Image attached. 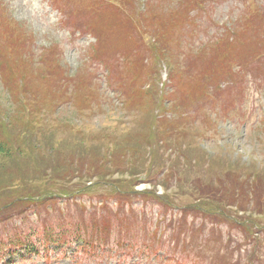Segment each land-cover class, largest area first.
Wrapping results in <instances>:
<instances>
[{"label":"rangeland","instance_id":"1","mask_svg":"<svg viewBox=\"0 0 264 264\" xmlns=\"http://www.w3.org/2000/svg\"><path fill=\"white\" fill-rule=\"evenodd\" d=\"M197 1L199 0H152L155 7L158 5V9H155L158 15L159 12L168 15L174 11H178L179 14L188 13L190 20L187 19L188 23L184 24L182 32L188 31L195 21L198 25L190 27L192 29L190 35L184 38L177 49V51H181L178 54V60H184V67L170 84L165 82L168 70V67L165 66L168 65L166 60H155L149 56L147 48L130 43L132 39L146 41L143 31L134 29V23H137L138 19H133L136 11L133 7L137 8V4H132L133 0H68L65 8L62 6L64 3L59 4L63 8L61 11L63 17L56 9L45 6V3L42 5L39 0H32L29 5L22 0H0V30L2 29L4 33V39L0 40V58L3 55L7 57V53L14 47L12 40H6L9 35L18 32L12 28V22L16 24L21 33L31 36L30 39L33 40L35 46L33 50L37 54L33 56V62L39 61L42 53L47 54L41 65L32 64L28 67L29 71L23 70L28 78L32 75L41 76L34 87L31 86V80L27 78L29 88L25 90V95L28 107L25 106L26 102H24L22 115H29L25 118V122L29 118L31 125L35 122L56 121L63 123L73 127V129L80 130L79 133L84 136L85 144L88 146L100 139L106 143L107 138L115 136L116 132L125 133L129 130L131 133L134 132V136H138L137 140L141 145L139 147L131 145L136 147V151L127 150L126 153H122L119 159L125 160L127 157L130 160L134 155L136 161L132 164L119 162L116 169L113 156L106 154L107 160L103 158V162L106 160L107 166L101 170L103 173L95 178V183L104 182L112 186L127 183L132 186L130 181L135 179L134 181L137 183L140 178L146 181L147 171L153 169L158 173L156 175L153 173L151 181L158 182L163 179L159 172H167L172 165H175V169L177 168L176 173L178 175L176 178L171 173L167 179L169 187H165L163 184L132 186L138 194L155 191L154 194L160 197L158 199L160 202L154 204L147 202V207H143L137 201L132 207H128L127 211L125 210L130 220L124 224V226L130 227V234H127L130 239L129 245L137 244L136 248L126 247L127 249L120 253L115 249H109L111 257L107 252L104 254L101 251L96 252V254L92 251L86 252L78 248L75 243L70 247L67 245L64 247L55 246L59 243H54L53 238L49 239L43 236L41 232L51 228V233L55 234L60 230L67 236H73L71 222L79 219L81 213V208L75 206V202L60 197L54 205H49L48 210L44 212L45 217H41V223H38L37 218L32 213L28 214L24 222H20L19 216H15L14 223H6L10 226L16 224V227L23 229L24 233H27L29 229L34 230L41 235L44 247H47V252L38 257L25 258L21 261L19 259L12 260V264H212L215 262L214 258L210 257L206 260L192 258L186 249L179 250L176 255L180 258L174 261L166 259V253H164L167 251L169 236L174 225H176V220L179 219L182 222L178 221L179 226L187 224L198 227L204 220V216L199 213L201 209L212 212L211 216H215L216 222L213 225L221 230L220 236L223 245H226V250L231 251L234 255L230 260L232 264L237 260L238 251L250 246L244 245L247 242L244 239L246 231L236 227L232 219L250 218L253 225L249 221L244 222L251 224L254 229V226L259 223L264 226L263 216L256 217V212L251 213L250 211L247 213L237 212L236 205L231 202V199L228 203L224 202V198L221 197L223 192L220 193V196L206 197L205 202H209L210 199L212 202L213 198L214 201L208 205H203L192 199L188 190H204L212 186L217 188V183L221 185L227 182L231 173L239 174V179H246L249 183L258 179L264 182V130H262V122H264V58H256L258 53H264V0H242L245 2H241V0H202L209 6L203 13L195 5ZM139 3L140 7L143 6L144 9L150 0H140ZM242 3L257 8L251 18L252 22H249L251 24L247 26L245 25L246 19L235 21V18L244 11ZM42 12L47 13L48 23L43 21ZM251 12L252 7L249 10V13ZM115 21H121L118 27L121 38L110 36L109 32L101 30L104 41L96 50V60L104 61L105 55H111L109 50L112 49V46L119 45L122 41L127 43V48L132 54H135L136 58L133 61L132 56L129 58L130 61L123 65L120 70L121 76L116 72V76L105 83H103L102 71L100 70L98 78L99 82L102 83V90L93 87V91H113L109 87L105 89L109 83L115 85L116 89L122 87L124 91H129L131 97L126 98L127 100L121 106L116 95L107 92L102 96L101 104L93 106L92 113L86 111L79 113L71 107H62L51 116H48L44 110L40 111L41 106L47 100L46 95L49 93L43 89L46 82L51 83L50 91L63 93L66 91L65 86L69 84L70 73H74L78 65L79 69L84 72L90 66H98L96 60L93 59L94 57L91 59L86 57L92 43L94 46L96 45L94 38L87 37L84 31L77 30H81L90 24L96 28L109 29L113 27L111 23ZM104 22L111 23H108L106 28ZM234 22L235 24H233ZM221 25H223L222 28ZM150 28L154 29L152 22ZM246 28L248 33L253 28L254 38L251 43L241 48L230 43L229 49L231 56L243 60L240 62V66L243 67L244 73L237 79L229 78L230 73L220 78L225 81L222 83L223 88L221 90H216L214 85L216 81H211L212 84L206 91L217 92L211 96L213 99L204 97L203 86L208 84L202 79L203 66L195 54L197 39L212 38L215 37L213 34L217 36L221 32L229 34V29L238 34ZM172 31H181V29L176 28ZM189 49L193 50L191 55L195 58L188 57L187 51ZM26 51L30 52L32 49L26 47ZM231 59L233 60L232 57ZM107 62L111 68H114L117 60L113 56ZM234 62V60L230 62L232 68H235ZM65 68L69 72H66ZM7 73L5 66H1L0 123L2 125L10 124L15 110L8 92L12 86L9 84L11 79H5ZM232 81L238 83L237 88L231 87ZM39 82H42L43 86H38ZM34 91L36 98H33ZM134 91H148L147 93L142 92L143 94L138 99L143 110L133 112L126 117L123 107L125 108L127 105L132 107V103L137 100ZM4 117H9V121ZM10 129V126L6 127L8 132ZM3 137L8 139L9 135L3 134ZM70 138H75V135ZM62 144L61 149H66V147L71 146L72 142L66 140ZM71 149L74 150L72 147ZM27 152L31 153V150H27ZM1 156L6 157L5 155ZM1 156L0 182L3 184L4 179L11 176L10 170L13 166L14 157L3 158ZM112 162L113 166H111ZM133 176L134 178H132ZM49 177L50 175L48 177L43 176L42 179L32 181L26 186L42 188L45 185L44 181H47ZM11 182L12 179L9 180L7 186L12 189L23 187L19 180ZM2 194L0 192V195ZM148 195L152 196V194ZM164 195L169 196L170 200L167 199L169 205L175 204L171 206L172 209L165 222L162 220V215L159 214L160 206L165 203ZM14 198L16 205L9 210L17 208L19 211L25 207L24 203H18L14 193H10L5 194V199L0 201V208H5ZM80 201L84 203V206L90 204L88 198L77 200L78 203ZM189 207L195 208L197 211L185 214ZM57 210L59 214L56 213ZM62 211L68 212L69 216L63 217ZM224 211L229 215V219L221 215V212L225 213ZM156 230L155 235L154 231ZM1 233L3 231L0 227ZM228 234H231L230 239ZM10 236L12 238L16 236L12 229H10ZM22 236L23 234L17 235V239ZM207 236L209 235L205 232L199 241L201 242ZM253 238L254 234L250 233L249 240L252 241ZM2 239H5V236ZM211 240L219 242V233L211 237ZM260 242L261 245L255 248L258 249V256L264 258V231L261 233ZM144 243L146 244L145 247ZM238 243L244 246H239ZM150 247L158 248L157 256H152L149 251ZM262 261L264 263V259Z\"/></svg>","mask_w":264,"mask_h":264},{"label":"trees","instance_id":"2","mask_svg":"<svg viewBox=\"0 0 264 264\" xmlns=\"http://www.w3.org/2000/svg\"><path fill=\"white\" fill-rule=\"evenodd\" d=\"M139 2L140 0H133L132 2V4H137V8L133 7L136 9L133 19H138L137 23H134V29L143 31L146 41L132 39L130 43L135 46L144 47L145 49L149 48L153 56L161 60H166L170 69V74L172 78H175L184 67V60H178L179 51H177V49L185 35L184 32H182V30H184V23L187 19L190 20V17L187 12L179 14L177 13L178 11H174L169 15L159 12L158 15L155 11V9H158V5L155 7V3L152 2V0H150V3H148L149 5L147 4L144 9L140 7ZM170 15L172 16L170 17ZM166 20L167 23H165ZM245 21H247V23H245L247 26L251 24L249 22H252V19ZM151 22L154 29L150 28ZM119 23L121 24V21L111 23L114 28L108 29L110 36L121 38V34L118 32ZM176 28H180L181 31H172ZM252 29L248 33V29L246 28L243 32L234 35L232 40L226 38L225 40L212 42L201 51L195 53L203 66V70L201 71L203 72L201 73L202 79L207 84L210 81L221 80L220 78L229 75L231 61L234 60L238 64L243 61L229 54L230 43L236 44L238 48L250 44L254 38ZM109 53L117 57V60L123 58L125 61L127 58L133 56L134 61L136 58L135 54L133 53V55L127 48V43H123V41L119 45H113ZM191 54L192 53H188V57L195 58V56L193 57ZM31 86L34 87L36 85L31 82ZM203 89L204 96L206 95L207 85L204 84ZM12 90L11 97L13 101L11 102L15 105L12 116L13 123L11 120L9 122L10 124L6 126L0 123V156L5 155L6 157L1 156L3 158H10L9 156H11L14 157V159L12 162L13 166H11L10 170L11 176L4 179L3 184L0 182V192L3 193L0 195V201L5 199V194L14 193L18 203H24L25 207L19 211L17 208L9 210V208L16 205L14 198L5 208H0V227L3 231V233L0 234L1 264H12L16 259L21 261L25 258L38 255L39 253L47 252V247H44L43 240L39 233L31 229H29L27 233H24L23 229L16 227V224L10 226V224L6 223H14L15 216H19V221L24 222L29 213L34 214L38 223H41V217H45L44 212L48 210L49 205H54L60 197L67 200L74 199L73 202H75V206L81 208V213L79 219L71 222L72 231L74 233L73 236H67L60 230L55 234L51 233V228L41 232L43 236L49 239L53 238L54 243H59L55 244V246H71L72 243H75L79 246L78 248L86 252L92 251L94 254L99 251L103 254L107 252L109 256H111L108 251L109 249H115L120 253L122 250L127 249L126 247L136 248L137 244L129 245L130 239L127 234H130V227L124 226V224L130 222V220L125 210L127 211V207H132L137 201L143 206L148 205L147 202L151 204L160 202L158 200L160 197L154 194L155 191H152V193L146 192L144 194L136 193L133 187L140 183L139 181L136 183L134 181L135 179L129 182L133 186L132 187L127 183H120L116 186L104 182L95 183V178L101 175V173H103L101 170H104L107 166L105 164L107 160L106 154H111L113 156L112 159L113 162H115L114 166L116 169L118 168L119 162L134 163L136 161L134 155H132L130 160H128L127 157L125 160H120L119 158L122 153H126L127 150L132 152L136 151V147L141 145L137 140L138 136H134V132L131 133V130L125 131V133L116 132L115 136L107 138L108 141L106 143L100 139L95 140L91 146H88L85 144L86 141L84 140V136L79 133L81 132L80 130L73 129V127H69L63 123L51 121L46 123L35 122L31 125L29 123V118L27 122H25V118L29 115H22L24 109L22 103L26 102L25 106H27L25 91H19L16 88ZM78 90V96L75 98V106H73L77 112L82 113L86 111L91 113L94 105L101 104L99 100H97L98 98L100 99L98 91H93V89L90 88L88 80L84 77L79 79ZM134 94L137 100L132 103V107L130 105H127L125 108L123 107L126 112V117L130 116L133 112L143 110V106H141V104L139 105L138 100L143 94L142 91H134ZM122 95H125L123 101L131 97V95H127L125 91H123ZM46 96L47 100L41 106L40 111L44 110L48 116H51L57 113L56 109L52 106L54 96L49 93H47ZM33 98H36L35 91ZM7 126L11 128L9 132L6 130ZM3 134L9 135V138L5 139ZM73 135H75V138L71 139L70 137ZM66 140H71V146L69 148L66 147V149H61L62 143ZM131 145L136 147H132ZM71 147L74 149L73 151ZM27 150H31V153L27 152ZM103 158H106L105 162H103ZM113 162L111 166H113ZM176 170L177 168L175 169V165H172L167 172L164 173L160 171L159 174H162L163 179L158 181L159 183L151 181L153 173L156 175L158 172H156L155 169L147 171L148 176L146 175L147 179L145 182L148 185L163 184L165 187H169L170 185L167 179L171 176V173L177 178L178 175ZM130 172L132 171L130 170ZM48 175H50V177L47 181H44L45 185L42 188H30L26 186L28 183L38 181L42 179L43 176L48 177ZM229 175L230 177L227 182L221 185L217 183V188L212 186L204 190L197 189L196 191L189 189L188 193L192 195V199L199 201V203L203 205H208L214 201V198L212 202L210 201L211 199L209 202H205L206 197L220 196V193L223 192L221 197L224 198V202L228 203L231 199V202H234L236 205L237 212L247 213L250 211L251 213L256 212L255 215H264V182L258 179L257 181L253 180V183H249L246 179H239V174L231 173ZM132 178H134V176ZM11 179L12 182L15 180L21 181L23 187L17 189L10 188L7 185ZM50 181L52 182L49 184ZM91 186L93 187L90 188ZM148 194H152V196ZM83 198L89 199L90 204L88 206H84L83 202H77L78 199ZM163 199L165 201L163 205L166 208H171V206L175 205H169L167 203V201L170 200L168 195H164ZM87 208L89 209L88 212ZM196 211L195 208L189 207L186 209L185 214L188 212L194 213ZM76 212H78V210H76ZM56 213L59 214L58 210ZM61 213L63 217L69 216L68 212L62 211ZM199 213L204 216V220H202L203 223L198 227L189 226L187 224L179 226V224H177L179 219L176 220L175 224L177 226L174 225L169 236L170 239L167 251L164 252L166 253V259L170 261H174L175 259L178 260L180 256L176 255L177 252L181 249H186L192 258L196 257L201 260H206L212 257L215 259V262L212 264H232L230 261L231 256H228L229 254H227L226 246L223 245L222 237L220 236L221 230L213 225L216 222L215 216H211L212 212L203 209H201V211L199 210ZM221 215L227 218L229 216L226 212H221ZM232 221L236 227L243 228V230L246 231V234H244L245 238H249L250 233L254 234L253 244H255L256 241L255 233H262L264 230V228L258 224L254 226L253 231L250 218L239 217L238 220L232 219ZM244 221H249L251 224H246ZM10 229L16 233L15 238L10 236ZM156 232L157 230L154 231L155 235ZM205 232L209 236L204 237L200 242L199 238ZM216 233H219V242H213L211 240V237H214ZM19 234H23V236L17 239V235ZM135 235L136 233L134 236ZM3 236H5V239H2ZM145 245L144 243V247ZM144 247L142 248L143 250L145 249ZM149 251L152 256L155 257L157 256L156 252L158 248L150 247ZM245 259L249 262L243 264H254L255 248L249 252L247 251L246 254H240L234 264H240ZM258 260H260V258H258Z\"/></svg>","mask_w":264,"mask_h":264}]
</instances>
